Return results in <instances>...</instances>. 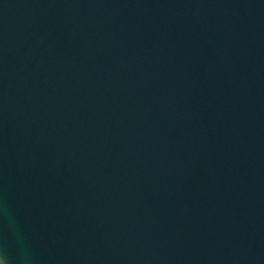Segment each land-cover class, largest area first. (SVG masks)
Segmentation results:
<instances>
[{
    "label": "water",
    "instance_id": "water-1",
    "mask_svg": "<svg viewBox=\"0 0 264 264\" xmlns=\"http://www.w3.org/2000/svg\"><path fill=\"white\" fill-rule=\"evenodd\" d=\"M0 264H264V0H0Z\"/></svg>",
    "mask_w": 264,
    "mask_h": 264
}]
</instances>
